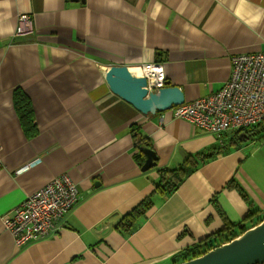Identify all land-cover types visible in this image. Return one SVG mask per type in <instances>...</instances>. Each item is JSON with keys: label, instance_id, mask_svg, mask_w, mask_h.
Segmentation results:
<instances>
[{"label": "crops", "instance_id": "0c3cea01", "mask_svg": "<svg viewBox=\"0 0 264 264\" xmlns=\"http://www.w3.org/2000/svg\"><path fill=\"white\" fill-rule=\"evenodd\" d=\"M21 13L33 24L27 37L14 36ZM262 51L264 0H0V216L57 177L79 192L54 232L23 247L0 221V264H177L184 250L222 230L224 219L238 223L250 209L259 211L253 222L261 218L264 167L247 149L226 146L229 133L216 144L170 110L143 115L108 89L105 76L160 62L165 81L189 103L222 88L233 55ZM16 88L32 105L39 131L31 139L13 106ZM133 125L157 158L145 172L133 159ZM213 145L223 154L169 196H152L130 233L116 230L152 193L158 170ZM230 180L247 201L227 188Z\"/></svg>", "mask_w": 264, "mask_h": 264}, {"label": "built area", "instance_id": "2783aa9c", "mask_svg": "<svg viewBox=\"0 0 264 264\" xmlns=\"http://www.w3.org/2000/svg\"><path fill=\"white\" fill-rule=\"evenodd\" d=\"M34 32L29 14L17 17L15 37H27ZM231 75L222 88L208 96L173 107L175 118L184 119L216 138L264 123V51L251 54H235L230 59ZM132 71L146 80V90L157 93L165 87L163 65L160 62L145 63ZM34 159L14 171L19 175L38 163ZM79 192L66 177L49 181L36 193L26 197L8 214L0 216L5 230L16 247L46 238L54 232L55 223L78 202Z\"/></svg>", "mask_w": 264, "mask_h": 264}, {"label": "trees", "instance_id": "16d2710c", "mask_svg": "<svg viewBox=\"0 0 264 264\" xmlns=\"http://www.w3.org/2000/svg\"><path fill=\"white\" fill-rule=\"evenodd\" d=\"M12 102L24 137L26 139L35 137L38 134L39 130L34 122V113L29 98L21 89L16 88L13 90ZM257 127L264 129V123L253 128L242 130H248L249 132L255 130ZM235 132L237 134L239 133L238 131ZM130 136L134 144L133 148L137 151L136 154H134L133 159L141 167L145 161L142 149H152V144L147 137L142 136L139 127L135 125L131 126L130 128ZM229 142V144H236V140H234L233 137L229 140ZM223 152L224 147L213 145L193 155H187L184 160L175 168H163L158 170L159 178L158 181L154 184L152 193L149 196L145 197L136 207H134L129 213L122 216L117 221L115 226L116 230H120L121 232L127 234L130 233L138 218L145 215L146 211L152 206V196H169L178 189V187L184 182V180L188 178L199 165H202L209 160L214 159L216 156L223 154ZM227 188L236 190L240 197L244 201H247L245 192L233 180H230L228 182ZM214 207L218 214L222 216V213L219 210L218 206L214 205ZM258 213L259 211L250 209L247 215L238 223H231L224 219L225 224L222 230L213 233L205 239L196 242L191 248L184 250L182 256L178 260H181V262H183L192 258H196L203 255L207 251L236 238L247 229L259 224L262 220H264L263 214L261 218L257 219L254 222L252 221L254 216H256ZM250 221L252 223L250 224V226H247Z\"/></svg>", "mask_w": 264, "mask_h": 264}, {"label": "water", "instance_id": "95a60500", "mask_svg": "<svg viewBox=\"0 0 264 264\" xmlns=\"http://www.w3.org/2000/svg\"><path fill=\"white\" fill-rule=\"evenodd\" d=\"M105 79L114 95L143 115L169 111L184 103V95L178 87L165 82V87L157 93L148 92L145 78L133 75L126 66L112 68ZM142 153L145 161L141 171L145 172L156 166L157 158L150 148L142 149ZM177 264H264V220L229 242Z\"/></svg>", "mask_w": 264, "mask_h": 264}, {"label": "rangeland", "instance_id": "374dc122", "mask_svg": "<svg viewBox=\"0 0 264 264\" xmlns=\"http://www.w3.org/2000/svg\"><path fill=\"white\" fill-rule=\"evenodd\" d=\"M238 132V134L236 132L228 134L236 140V147L247 149L246 154H252L253 159L260 161V165L264 167V129L257 127L255 130L249 132L248 130ZM225 144L228 146L229 141ZM231 150H235V148Z\"/></svg>", "mask_w": 264, "mask_h": 264}, {"label": "bare ground", "instance_id": "6f19581e", "mask_svg": "<svg viewBox=\"0 0 264 264\" xmlns=\"http://www.w3.org/2000/svg\"><path fill=\"white\" fill-rule=\"evenodd\" d=\"M131 73H132L133 75H135V76H140V74L137 73L136 71H132Z\"/></svg>", "mask_w": 264, "mask_h": 264}]
</instances>
